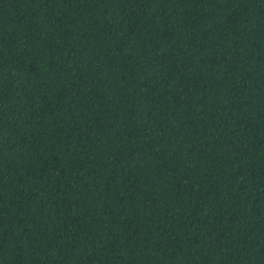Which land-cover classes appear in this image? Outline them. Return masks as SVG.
I'll return each instance as SVG.
<instances>
[{
    "label": "trees",
    "instance_id": "1",
    "mask_svg": "<svg viewBox=\"0 0 264 264\" xmlns=\"http://www.w3.org/2000/svg\"><path fill=\"white\" fill-rule=\"evenodd\" d=\"M0 264H264V0H0Z\"/></svg>",
    "mask_w": 264,
    "mask_h": 264
}]
</instances>
